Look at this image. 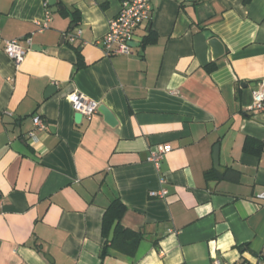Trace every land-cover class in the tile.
Instances as JSON below:
<instances>
[{
	"label": "crops",
	"instance_id": "1",
	"mask_svg": "<svg viewBox=\"0 0 264 264\" xmlns=\"http://www.w3.org/2000/svg\"><path fill=\"white\" fill-rule=\"evenodd\" d=\"M150 1L132 53L108 56L101 41L121 0H57L43 30L45 0H0L2 35L28 48L19 64L0 50V264L236 263L264 250V108L251 109L264 0ZM74 92L112 119L99 110L77 122ZM159 144L172 149L157 167ZM116 198L121 224L144 234L133 255L102 254Z\"/></svg>",
	"mask_w": 264,
	"mask_h": 264
},
{
	"label": "built area",
	"instance_id": "2",
	"mask_svg": "<svg viewBox=\"0 0 264 264\" xmlns=\"http://www.w3.org/2000/svg\"><path fill=\"white\" fill-rule=\"evenodd\" d=\"M47 10V21L37 22L40 29L43 30L49 26L51 5L49 0L44 2ZM152 18V8L150 0H121V9L116 17L109 21L108 30L102 39L104 53L108 56L132 53V44L136 39L138 29L144 22H149ZM67 38L70 43L74 44L80 41L82 36V29L70 31L67 33ZM30 43V39H27ZM0 50H2L8 57L13 59L15 63L19 64L24 61L28 48H26L20 39H8L2 35L0 30ZM69 101L73 108L83 117L91 118L99 111L100 103L80 93H71L68 95ZM264 108V82L258 84V87L253 90V104L251 109ZM34 125L38 130L45 128L43 118L39 115L33 117ZM36 130H30L27 137L31 141L37 140ZM170 144H159L156 149L151 150L149 159L153 161L157 167L160 166V161L165 154L171 151ZM169 194L168 189L162 188L160 190L150 191V196L165 198ZM264 199V192L259 195ZM256 261L244 260L242 262H226L216 259L213 264H264V250L260 253Z\"/></svg>",
	"mask_w": 264,
	"mask_h": 264
},
{
	"label": "trees",
	"instance_id": "3",
	"mask_svg": "<svg viewBox=\"0 0 264 264\" xmlns=\"http://www.w3.org/2000/svg\"><path fill=\"white\" fill-rule=\"evenodd\" d=\"M250 0H245L248 2ZM78 19V18H76ZM75 19V20H76ZM150 35L145 38L144 43L153 42V39H150ZM217 67L215 62H212L206 65L208 71H212ZM263 145L260 144V149H262ZM126 211L125 204L121 201L120 198H116L111 202V204L106 209L104 216H103V223H102V232L103 236L105 237V242L103 245V252L104 255L108 248H114L121 252L133 255L140 241L144 238V234L142 232H136L125 228L121 224V220L123 215ZM117 221V226L115 228V235L112 241L109 240L110 230L114 222ZM258 257H261L260 254Z\"/></svg>",
	"mask_w": 264,
	"mask_h": 264
},
{
	"label": "water",
	"instance_id": "4",
	"mask_svg": "<svg viewBox=\"0 0 264 264\" xmlns=\"http://www.w3.org/2000/svg\"><path fill=\"white\" fill-rule=\"evenodd\" d=\"M50 5L53 7V10H57L59 8H61V6H57V0H50ZM210 45L213 48V57L214 59L219 58L221 55L224 54V45L221 42V40H219L218 38H212L210 40ZM254 85V84H253ZM56 89V87L54 85H50L48 86V88L46 89L45 92V96H48L51 92H53ZM99 110L104 113L105 115H107L109 118H111V114L107 111V109L105 107H100ZM112 119V118H111ZM83 120V115L81 113H77L76 114V121L77 122H81ZM214 165L216 169H222L221 165H220V158H219V144L215 145L214 147ZM117 226V222H115L112 226V229L110 231V236H109V240L111 241L114 237V232H115V228Z\"/></svg>",
	"mask_w": 264,
	"mask_h": 264
}]
</instances>
